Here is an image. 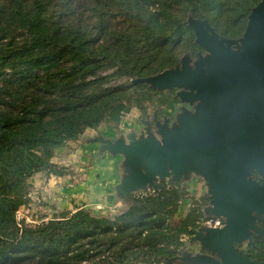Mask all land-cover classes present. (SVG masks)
Instances as JSON below:
<instances>
[{
	"label": "trees",
	"instance_id": "obj_1",
	"mask_svg": "<svg viewBox=\"0 0 264 264\" xmlns=\"http://www.w3.org/2000/svg\"><path fill=\"white\" fill-rule=\"evenodd\" d=\"M260 1L199 0L192 14L234 37ZM179 2L0 0V264H166L190 234L191 216L170 231L178 196L169 192L133 197L114 217L77 208L34 225L18 218L36 174H65L53 162L58 148L118 119L132 89L156 91L105 86L111 75L99 66L120 57L113 74L129 81L174 66L182 41L158 36Z\"/></svg>",
	"mask_w": 264,
	"mask_h": 264
},
{
	"label": "water",
	"instance_id": "obj_2",
	"mask_svg": "<svg viewBox=\"0 0 264 264\" xmlns=\"http://www.w3.org/2000/svg\"><path fill=\"white\" fill-rule=\"evenodd\" d=\"M188 26L206 54L185 55L181 64L133 81L178 90L177 98L188 106L179 123L170 127L168 119L155 117L153 128L147 123L139 139L99 141L103 150L123 156L131 170L120 191L129 196L147 187L160 191V181L180 182L195 173L209 188L208 214L228 219L224 227L205 228L193 237L219 259L179 256L168 264H256L234 243L249 238L248 174L264 170V0L251 10L241 38L221 36L208 19L191 17ZM249 182L264 194V183Z\"/></svg>",
	"mask_w": 264,
	"mask_h": 264
},
{
	"label": "rangeland",
	"instance_id": "obj_3",
	"mask_svg": "<svg viewBox=\"0 0 264 264\" xmlns=\"http://www.w3.org/2000/svg\"><path fill=\"white\" fill-rule=\"evenodd\" d=\"M198 4L199 0H180L172 10L162 33L159 34L158 40L164 42L182 41L180 50H183L174 66L164 70L181 64L185 55L195 59L197 53L201 51L197 50L193 54L187 46V41L193 39L188 29L190 28L188 20L191 17L194 18L192 11ZM244 31L238 36L228 38H241ZM194 39L196 40L195 34ZM121 61L120 57L113 56L100 64L99 73L111 75L108 81L104 82L105 86L133 83V80L129 81L128 78H119L113 74L121 66ZM132 90L134 97L128 103H122L118 119H107L95 129H87L76 141H70L55 151L53 162L64 168L65 174L62 176L36 174L32 179L30 201L19 210L18 218L20 221L26 220L34 225L59 216L62 212H74L77 208L85 209L97 217H114L131 205L133 197H161L169 192L178 196L176 213L174 218L168 221L170 231L174 228L172 225L179 224L189 216L193 219L191 223L194 222V227L189 229L190 234L181 236L182 245L171 258L198 256L202 249L198 241L193 239L195 232L214 227V221L217 220L207 212L211 198L206 180L195 173H190L181 182H175L172 179L160 181L162 186L160 191L147 187L129 196L125 191L119 190L123 178L131 174V170L126 165V159L121 155H114L103 150L102 143L99 141L100 138L127 141L129 132L132 133L131 136L139 139L146 135L147 123L150 122L153 128L155 117L162 122L168 119L170 127H174L179 123L182 112L188 108L177 98L178 90L156 89L155 91L150 88ZM172 264L187 263L175 260Z\"/></svg>",
	"mask_w": 264,
	"mask_h": 264
},
{
	"label": "flooded vegetation",
	"instance_id": "obj_4",
	"mask_svg": "<svg viewBox=\"0 0 264 264\" xmlns=\"http://www.w3.org/2000/svg\"><path fill=\"white\" fill-rule=\"evenodd\" d=\"M203 55L205 51H199ZM192 111L195 110V106L191 107ZM182 179L181 181H183ZM180 181V182H181ZM253 184L263 185L264 183V170L259 172L256 169L248 174V234L249 238L245 239L242 243H234L236 250L243 255H246L249 260L256 262V264H264V194L253 189ZM208 212V211H207ZM213 219H217L214 227H224L227 223V218L212 216ZM208 224V223H207ZM208 228V227H207ZM211 228V227H209ZM202 252L199 255H207L219 259V256L212 254L209 250L205 249L198 241Z\"/></svg>",
	"mask_w": 264,
	"mask_h": 264
},
{
	"label": "crops",
	"instance_id": "obj_5",
	"mask_svg": "<svg viewBox=\"0 0 264 264\" xmlns=\"http://www.w3.org/2000/svg\"><path fill=\"white\" fill-rule=\"evenodd\" d=\"M171 106H172V105H171ZM131 135H132V133H130V132L127 134V136H128L129 138L131 137ZM128 140H129V139H128ZM128 140H127V141H128ZM114 216H115V215H114ZM104 217H105V216H104Z\"/></svg>",
	"mask_w": 264,
	"mask_h": 264
}]
</instances>
